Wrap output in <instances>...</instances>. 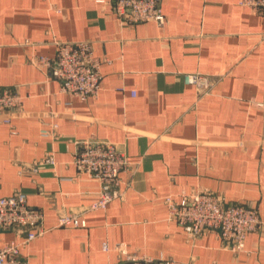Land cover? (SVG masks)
<instances>
[{"label": "crops", "instance_id": "0c3cea01", "mask_svg": "<svg viewBox=\"0 0 264 264\" xmlns=\"http://www.w3.org/2000/svg\"><path fill=\"white\" fill-rule=\"evenodd\" d=\"M162 8L160 25L124 20L114 0H0V86L23 97L12 124L0 121V196L23 191L44 212L46 232L21 248L31 264H115L134 254L264 264V232L249 233L241 252L212 231L191 239L165 202L207 189L264 218V9L240 0H162ZM78 40L92 41L103 60L101 90L87 100L61 92L33 61ZM185 73L212 77L211 92ZM54 122L57 136H44ZM88 139L118 143L132 164L120 175L124 196L95 211L100 183L73 162ZM47 154L56 165L32 171ZM81 212L86 226H58ZM24 237L0 230V246Z\"/></svg>", "mask_w": 264, "mask_h": 264}, {"label": "built area", "instance_id": "2783aa9c", "mask_svg": "<svg viewBox=\"0 0 264 264\" xmlns=\"http://www.w3.org/2000/svg\"><path fill=\"white\" fill-rule=\"evenodd\" d=\"M243 6L256 10L264 9V0H240ZM118 15L130 23L155 21L162 25L165 15L162 0H114ZM55 59L37 56L34 63L46 68L60 80V90L81 100L98 96L102 82L103 60L96 55L94 44L89 40L61 41L57 43ZM187 84L194 85L202 94L211 92L215 80L207 74L185 73ZM22 95L15 89L0 86V121L12 124L13 118L21 110ZM59 124L52 123L50 129H43L44 136H57ZM73 162L79 172L88 173L100 183L98 198L89 207V211L106 208L110 202L124 196L121 189V173L130 170L132 164L126 153L116 142L104 139H88L78 142ZM53 154H47L42 160L33 163L32 171L45 166H55ZM29 170L28 168H24ZM169 219L177 221L189 238L197 239L212 231L234 252L245 248L246 238L252 232H264V218L258 210L246 204L230 205L221 194L211 190L182 192L181 200L167 196ZM87 210V211H88ZM85 212L66 213L59 217L58 226H86ZM16 229L25 234L22 240H13L0 246V264H31L21 255V248L46 232L44 212L30 206L23 191L9 196H0V230ZM107 244L104 248L107 249ZM115 264H174L163 255L151 257L131 255Z\"/></svg>", "mask_w": 264, "mask_h": 264}]
</instances>
